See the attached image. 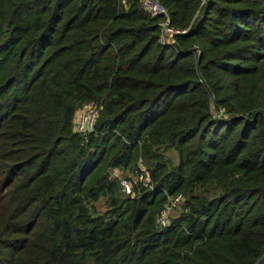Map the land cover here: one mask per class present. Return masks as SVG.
Here are the masks:
<instances>
[{"label":"trees","instance_id":"1","mask_svg":"<svg viewBox=\"0 0 264 264\" xmlns=\"http://www.w3.org/2000/svg\"><path fill=\"white\" fill-rule=\"evenodd\" d=\"M158 1L0 0V264H264V0Z\"/></svg>","mask_w":264,"mask_h":264},{"label":"built area","instance_id":"2","mask_svg":"<svg viewBox=\"0 0 264 264\" xmlns=\"http://www.w3.org/2000/svg\"><path fill=\"white\" fill-rule=\"evenodd\" d=\"M137 1L144 12H146L151 17L157 18V26L159 29L158 40L160 44H167V45L169 44L173 46L174 36L176 34H182L186 32L187 28L176 27L170 23L169 13L167 8L158 0H137ZM98 110H99V106L90 102L88 104H83L82 106L77 108V110L75 111L76 112L75 118H73V129L80 134H85L89 131H92L94 128V122L97 117ZM213 114L216 116L223 114L222 108H214ZM132 172H134V175H138V180L137 179L129 180V176L117 177L118 184L125 193L131 191L132 188L131 186L133 183L139 184L140 186L149 189L152 187L150 175L146 170L145 166L142 164V162L139 159L137 160L136 166ZM181 198H183V195L179 193L174 194V196L168 195L166 197V202L164 204V207L160 210L159 214L156 217V221L158 225L160 226L168 225L170 221L168 209H170L172 206H175L177 204L176 202L181 200Z\"/></svg>","mask_w":264,"mask_h":264},{"label":"rangeland","instance_id":"3","mask_svg":"<svg viewBox=\"0 0 264 264\" xmlns=\"http://www.w3.org/2000/svg\"><path fill=\"white\" fill-rule=\"evenodd\" d=\"M85 104H88V103H85ZM85 107H88V106H85ZM75 114H76V112L74 113V118H75ZM163 156L170 157V159L173 162H176V160H177L176 153L173 149L165 150L163 153ZM112 171L117 177L118 176H123V177L129 176V180H134V179L138 180V175H134V172L127 173V172L119 170L117 168H114ZM197 192H199V191H197ZM179 194H181V193H179ZM183 200H184V196H183V198H181V200L176 202L177 204L175 206H172L170 209H168L169 210L168 211L169 219H170V216H175V215L179 214V212L184 208V201ZM94 206H95V209L97 212H102L105 209V204L103 202V199H101V198H99L96 202H94Z\"/></svg>","mask_w":264,"mask_h":264},{"label":"crops","instance_id":"4","mask_svg":"<svg viewBox=\"0 0 264 264\" xmlns=\"http://www.w3.org/2000/svg\"><path fill=\"white\" fill-rule=\"evenodd\" d=\"M175 151V150H174ZM176 153V152H175ZM176 156H177V154H176Z\"/></svg>","mask_w":264,"mask_h":264}]
</instances>
